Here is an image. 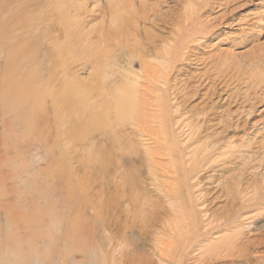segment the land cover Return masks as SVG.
Wrapping results in <instances>:
<instances>
[{"label":"rangeland","instance_id":"374dc122","mask_svg":"<svg viewBox=\"0 0 264 264\" xmlns=\"http://www.w3.org/2000/svg\"><path fill=\"white\" fill-rule=\"evenodd\" d=\"M213 1L215 0L208 2L206 0H119L118 4L113 5V9L117 8L121 17L126 19L125 22L128 23L125 28L133 32L135 41L140 43L141 47H137L136 55L140 54L146 65L159 69L166 61L165 51L176 43V38L187 29L189 30L185 35H191L190 32L196 27L193 18L200 16L208 20L223 12V7L218 5L223 0H217V3ZM239 2L229 6V8L238 6L232 12L233 15L229 14L213 22L216 27L214 32L209 34L210 37L203 38L201 34L193 33L191 37H194L195 41L188 42L187 36L181 41V48L175 55L177 57L175 68L171 71L172 89L168 91L171 90L172 93L168 92L167 101L173 103L175 100L173 91H176V88L181 90L182 95L178 98L184 100L182 112L194 114L208 110L207 108L210 107L220 114L227 108L231 110L238 108L237 103H232L230 98L227 100V95L234 88L227 91L222 87L218 94L205 96L211 84L205 85L206 80L202 81V73L211 65L214 68L222 61L230 62L232 56H236V60L244 62L246 66L252 65V71L257 70L260 64H264V0ZM200 6L202 9L199 11ZM109 20L108 0H0V83L7 76L9 66L17 64L15 72L23 74L34 70L45 87L58 86L62 78L69 74L76 76L83 86L91 77L94 60L88 62L83 57L71 64L66 72L55 70L50 51L58 39L61 40L59 35L63 24L71 25L72 30H78L82 32L84 38L89 36L91 41L96 42L100 29L106 27ZM198 26L200 27V23ZM199 27H196L195 31H199ZM25 46H29L30 49L29 59L21 55ZM185 46L191 50H185ZM93 58L96 60L95 56ZM120 60L117 66L124 72L137 74L141 89L139 92L147 94L145 96L149 98L148 100L155 103L157 99L155 89L162 87V83L144 82L140 65L135 62L128 63L124 58ZM52 72L55 77L50 79ZM211 76H214V73ZM129 81L133 82L132 78ZM230 83V80L226 82L228 88L234 85L233 82ZM2 85H0V264H41L40 257L44 259L46 257V262L51 256L53 260L60 261L58 255L67 254L73 256L69 258L71 260L66 258L61 260L64 264L72 261H81L84 264V259L77 254L79 249L86 251L91 248L98 250L102 255H116L121 250L125 251L127 247L131 248L132 243L139 247L136 248L138 252L142 250L144 252L157 242L158 236H162L161 228L164 225L160 222L144 221L147 216L144 214L148 213L149 209L143 203L145 199L143 197L148 194L151 198H155L163 195L164 191H169L172 195L177 192L176 188L184 194L187 191L190 193L188 198L190 197L192 201L195 224L199 233L198 237L194 239L192 237V249L186 257L181 258V264H264V204L260 209L247 208L241 203L243 196L235 195L233 192L226 196L220 188L222 182L217 185V180L227 181L236 172L234 163L226 161L217 165L213 160L217 156L215 154L208 162H213V171H201L184 185L179 180L183 175L182 171L177 170L178 163L170 155L172 152L178 154L184 167L191 164L193 150L201 144L207 132L221 129L219 125L210 126L201 137L198 139L191 137L187 142V133L176 127L175 123L171 132L176 140L167 143L162 141V137L159 136L161 133L157 130L161 125L159 118L152 119L151 116L158 107L151 105L142 109L153 135L149 136L138 131L139 134L128 126L122 133L126 138H123L124 141L120 138L118 141L123 150L119 154L120 165L123 166L121 171L127 174L132 170V166L136 165L135 168H139V189L141 188L139 193L142 196H138L139 202L136 206L139 218L136 219L135 229L138 227V230L132 233L129 231L124 234L114 233L116 231L112 229L114 224L106 221L100 199L97 198L103 191L106 181L104 172L97 164L94 168H88L87 151L92 146L98 152L102 148L103 140L99 142V136L96 134L91 137L72 138L70 134L80 130L77 124L62 125L63 122L59 132L50 95L44 97L40 110L42 114L40 112L36 116V121L28 122L25 115L18 116L17 112H11L9 117L8 114L6 117L3 116V97L6 96ZM192 85L199 86L197 94L193 97L189 96ZM172 95L174 97H171ZM84 101L74 109L75 117L81 118V121H84L87 114ZM262 108L264 104L258 105V111L256 110L248 119V128L251 132L256 126L261 125H258L256 120L264 121V111H259ZM42 110L46 112L43 113ZM79 120L75 123L80 122ZM73 128L74 130L70 131ZM41 132L45 138L40 134ZM233 135L234 132L229 131L228 140L241 144L242 140L234 137L243 133L239 131ZM251 135L249 134L245 140H248L247 144L255 146L254 141H251ZM171 144H174V147ZM131 146L134 147L131 148L132 150L129 149ZM167 147L174 151L169 152ZM55 166L61 169V176L59 180L52 181L51 170ZM211 174L217 176L216 183L204 182ZM199 175L202 176V182L196 180ZM206 188L209 189L208 192H205ZM67 197L70 201L69 207L65 201ZM162 201L160 202L167 210L166 219L164 218L163 221L167 218L175 220L169 207L181 200L177 196L174 198L172 196L170 200ZM208 215L214 218L210 225L206 218ZM158 218L160 219V216ZM119 219L121 225L124 216H120ZM140 223L150 228L147 229L146 235L139 233ZM210 226L213 228L207 232ZM122 235L130 238V245H126V239ZM171 236L173 235H166V237ZM88 237L94 238L96 246L100 245L96 249L91 245L90 247Z\"/></svg>","mask_w":264,"mask_h":264},{"label":"bare ground","instance_id":"6f19581e","mask_svg":"<svg viewBox=\"0 0 264 264\" xmlns=\"http://www.w3.org/2000/svg\"><path fill=\"white\" fill-rule=\"evenodd\" d=\"M208 1L209 0H206V2ZM239 1L241 0H223L219 2L218 5L223 7V12L221 14L218 13L219 15L215 18L212 17L213 19L210 18L211 20L201 18L200 16L193 18L192 21L194 25L199 27L198 24L200 23L201 29L199 27V31H195L196 27H194V30L192 29L193 31L190 32V34L199 33L203 38L210 37L209 34H212L214 32V27H216L213 25V22H217L219 18L227 17L229 14L233 15L232 12L237 9L238 6L233 8L230 7L231 9L229 6L240 3ZM118 2L119 0H108L110 20L106 27L100 29L96 42L91 41L89 36L84 38L82 32L72 30L71 25L63 24L59 35V37L61 36V40L58 39L54 44V48L50 51L52 65L56 67L55 70L66 72L71 64L79 61L83 57H85L88 62L94 60L93 71L90 72L91 77L83 86H81L82 84L76 76L69 74L67 77L62 78L58 86L45 87L43 81L34 73V70L19 74L15 72L17 64H11L7 70V76H5L0 83V85L3 84V91L6 96L5 98L3 97V116L6 117L8 114L9 117L11 112H17L18 116L23 114L28 118V122H32L41 112L40 110L42 109L44 97L50 95L58 130L61 129L60 125L63 122L62 125L77 124L80 130L72 133L69 132L72 138L77 136L78 138L85 136L91 137L96 134L99 136V142L103 140L102 148L99 149L98 152L92 146L89 148V151H87L88 168H94L97 164L104 172L106 181L103 186V191L98 194L100 198L99 196H97V198L100 199L106 221H110V223L112 222L114 224V226L111 225L112 229L116 230L114 233L122 232L124 234L128 231L132 233L134 230H138V227L135 229V226H137L135 225L136 219L139 216V211L136 209V206L139 202L137 199L138 196H142L139 193L141 189H139V168H135L136 165L132 166V170L127 174L121 171L123 170V166L120 165L121 156L119 154L123 150L118 141L120 138L122 140L126 138L122 136V133L128 126L132 128L134 132L139 131L142 134L149 136L153 135L152 131L148 128V123L144 117L146 115L142 110L151 105H156L158 107L151 116L153 117L152 119L157 118L158 120L159 118L158 121H160L162 126L159 125L161 128L158 127L157 129L159 130L158 132L161 133V135H159L160 133L158 135L162 137V141H166L167 143H173L176 140L173 132H171V130H173L172 126L175 123L176 127H180L184 133H187V142L191 140V137L197 139L201 137V134L212 125L217 124L221 128L215 130V132H207L205 138L201 140V144L193 150L191 156L192 162L186 167L181 165L180 158L177 156L178 154L175 152L170 153L172 159L175 158L178 163L177 170L182 171L183 175L179 177V180H181L184 185L190 178L201 171H213V162H208L210 161V157L216 154L217 156L213 160L217 165L226 163V161L232 162L235 165L236 172L227 181L217 180V176L211 174L207 176L204 182L214 183L217 180V185L222 182V187L220 188L222 189L221 191L226 193V196L233 192L235 195L243 196L241 203L245 207L260 209L264 204V121L263 119L259 121L256 120L255 122L261 125L258 127L256 126L251 132L248 128V119H250L257 110L258 105L264 104V64H260L257 70L252 71V65L246 66L244 62L236 60V56H232L230 62L222 61L221 64L218 63L214 68L212 67L213 65H211L209 68H213L212 70L206 68L202 73V81L206 80L205 85L211 84L207 88L205 96L210 97L218 94V91H220L222 87H225L227 91H231V89L234 88V90L227 95V100L230 98L232 103H237L239 105L238 108L235 110L227 108L220 114L211 110L212 108L210 107L207 108L208 110H201L194 114L182 112L184 100L178 98L179 95H182L181 90L176 88V91H173L175 94L173 103L167 101V94L171 92V90L168 91V89H172L170 80L172 77L171 71L175 68L174 63L177 60L175 55L178 49L181 48V41H184L185 36H187L185 34L189 29H187V31L184 30L182 32L184 34L181 33L179 37L176 38V43L165 51V55L167 56H164L166 60L164 64H161L159 69L151 67L146 65V61L140 54L136 55V51L138 50L137 47L140 46V43L135 41L134 33L125 28L126 23H128L125 22L126 19L121 17L120 13L116 10L117 8H115V10L113 9V5L115 6ZM213 2L217 3V0ZM201 9L202 6H200L198 10L200 11ZM183 15L185 16V14ZM168 16H170V14ZM177 24L179 23L177 22ZM191 35L187 36L188 42L195 41V38L191 37ZM130 40L131 42H128ZM184 49L186 50L189 48L185 46ZM150 51L152 52V50ZM14 54H16V52ZM29 54V46H25L21 51V55L29 59ZM93 56H95L96 60ZM196 57L198 58V56ZM121 58H124L128 63L133 64L135 62L140 65L141 76L144 82L156 81L162 83V87L155 89L157 93L155 94L157 98L155 103H153L154 101L148 100L149 98L145 96L147 94L139 92L141 89L138 85L139 76L136 77L137 74L124 72L117 66V63L120 64ZM212 73H214V76H211ZM53 75L54 73L52 72L49 78L52 79V77H55V75ZM130 78H132L133 82L129 81ZM228 80L234 83L231 88H228L229 85L227 87L226 82ZM184 85L186 87V84ZM205 85L203 87H205ZM198 87L197 85L190 86L191 91L189 96H195ZM171 97L174 96L172 95ZM83 100H85V112L87 114L85 113L86 116L84 121L78 118L80 122L75 123L78 119L75 117L74 109L78 104H81ZM42 111L43 113L46 112L44 110ZM259 111H264V108ZM40 114H42V112ZM243 117L245 118L243 119ZM174 118H179V120L176 119V121H174ZM215 121L216 123H214ZM260 121L263 122L261 123ZM138 127H140V129H138ZM73 130L74 128L70 131ZM60 131L61 130H59V132ZM229 131L234 132V135L239 131L242 132L243 135L234 137L235 139H241L242 143L236 144L228 140L230 137L227 136ZM42 133L43 132L40 134L42 135ZM125 134L127 135L128 133ZM249 134H252L251 141H254L255 146L247 144L248 140L245 139L249 137ZM42 136L44 137L45 135ZM259 137L260 139H258ZM43 140L46 141L45 139ZM173 145L174 144H171V146ZM131 148L134 147H129V149ZM167 148L169 152L174 151L171 150L170 147ZM112 161L115 162L113 163ZM60 170L61 169L57 166L52 168V181L60 179ZM196 180L202 182V176H197ZM207 188L209 187L207 186ZM207 188L204 189L205 192H208L209 189ZM176 190L177 192L172 195L171 193L169 194V191H164L163 195H158L155 198H151L148 194H145L146 197H143L145 198L143 203L149 209V212L144 214L147 215L146 218L144 217V221L146 223L160 222L164 225V227H160L162 229V236L157 237V242L154 243L150 249L147 248L144 250V252H142L143 250L141 248V252L145 255H142L141 252L136 250V248L139 247H136L135 243H132L131 248H125V251L121 250L123 252L119 250L120 252L116 255H102L98 250H91V248L86 251L79 249V253L77 254L84 259V264H181V258L186 257L192 249V237L193 239L194 237H198L199 233L195 224V212L192 207V201L190 197L188 198L190 193L185 191L186 194H184L178 191L177 188ZM172 196L173 198L177 196V198L181 200L177 204L169 207V211L173 214L175 220L172 221L167 218L166 221H163L167 210L164 207L165 205L163 206L160 201H162L161 199H163V201L165 199L170 200ZM68 200L69 198L67 197L65 200L67 207L70 206V201ZM122 215L124 219L123 223L120 225L119 218ZM159 216L160 219L158 218ZM206 218L209 221V225L212 220H214V218H210V215L206 216ZM156 225L157 224H155V226ZM107 226H109V224H107ZM210 227L211 228H207V232L213 228L212 226ZM140 229L139 233L146 235V232L148 233L147 229L150 228H146L145 224L140 223ZM207 232L203 233L206 234ZM166 235L173 236L166 237ZM122 236L126 239V245H130V238L125 237L126 235ZM87 241L88 245H91L92 248L95 249L100 245L98 244L96 246L93 237H88ZM71 256H73V254L58 255V258L61 260H65L66 258V260H68ZM54 257L56 258V255ZM49 259L50 260L46 262V257L45 259L40 257V262L41 264H64V261H59L58 259L53 260L52 256L49 257ZM67 264L82 263L81 261H72Z\"/></svg>","mask_w":264,"mask_h":264}]
</instances>
